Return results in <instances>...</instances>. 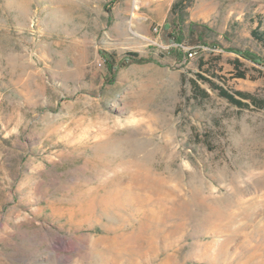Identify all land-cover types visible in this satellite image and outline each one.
Returning a JSON list of instances; mask_svg holds the SVG:
<instances>
[{"label": "rangeland", "instance_id": "1", "mask_svg": "<svg viewBox=\"0 0 264 264\" xmlns=\"http://www.w3.org/2000/svg\"><path fill=\"white\" fill-rule=\"evenodd\" d=\"M259 14L264 0H0V264H264ZM197 73L261 102L200 80L202 97Z\"/></svg>", "mask_w": 264, "mask_h": 264}, {"label": "trees", "instance_id": "2", "mask_svg": "<svg viewBox=\"0 0 264 264\" xmlns=\"http://www.w3.org/2000/svg\"><path fill=\"white\" fill-rule=\"evenodd\" d=\"M186 0H183V2H185ZM182 3H176L174 5V9L178 10L180 8H182ZM186 7V5L183 6L182 9H184ZM252 22H255L253 19H251ZM262 23L260 20H258V25L252 29V36L260 43V45L262 47H264V30L261 29ZM179 41H177V43L182 42V38L178 39ZM237 53L241 54V55H245V53L251 54L255 57H257L258 62L262 63L263 59L257 54V53H250L249 50H245V51H237ZM177 57L179 59H183L184 54L181 53V51L177 50L176 54ZM162 57H164L165 55L161 54ZM126 57L128 58H137L139 57V53L135 52V51H129L126 54ZM216 61L218 60L217 58H215ZM156 61H159L158 59ZM261 61V62H260ZM234 66L235 68L238 69V67H242L243 64L240 63L239 59H235L234 60ZM208 64V62L206 60H200L199 63V69L201 71H208V70H202V69H207L204 68L206 65ZM237 77H241L244 78L245 77V71L244 70H237ZM197 76L199 78H197L196 80H192L193 83V88L197 91V94L202 96V97H206V95H208L209 93L207 92V90L205 88H202L199 84V81L202 80L205 83H208L209 86L214 90L217 91V93L219 94V96L227 99L230 103H232L233 105H236L239 108H248L251 106V103H260L261 101L258 100L253 94H251L248 91H243V90H235V91H231L228 88H226L224 85L218 83L214 78L215 77H219L218 74H211V76H206L205 74L202 73H197ZM250 101V102H249Z\"/></svg>", "mask_w": 264, "mask_h": 264}, {"label": "crops", "instance_id": "3", "mask_svg": "<svg viewBox=\"0 0 264 264\" xmlns=\"http://www.w3.org/2000/svg\"><path fill=\"white\" fill-rule=\"evenodd\" d=\"M251 19H253V18H251ZM253 20L256 22V25L254 26V28L258 25V20H260L262 23L261 29L264 30V14H259V16L257 15L256 19H253ZM254 28H252V29H254ZM251 33H252V30H251Z\"/></svg>", "mask_w": 264, "mask_h": 264}, {"label": "built area", "instance_id": "4", "mask_svg": "<svg viewBox=\"0 0 264 264\" xmlns=\"http://www.w3.org/2000/svg\"><path fill=\"white\" fill-rule=\"evenodd\" d=\"M157 29H158V28H156V30H157ZM189 55L192 56V55H193V52H189Z\"/></svg>", "mask_w": 264, "mask_h": 264}]
</instances>
